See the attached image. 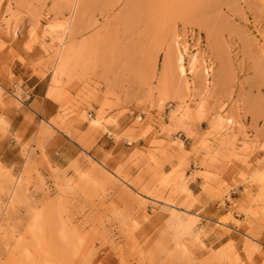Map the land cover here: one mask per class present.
<instances>
[{"label":"rangeland","instance_id":"rangeland-1","mask_svg":"<svg viewBox=\"0 0 264 264\" xmlns=\"http://www.w3.org/2000/svg\"><path fill=\"white\" fill-rule=\"evenodd\" d=\"M18 31L58 109L0 167V264H264L248 222L194 209L242 186L232 211L264 224V0H0V111L23 106ZM102 134L114 150L88 156ZM61 136L81 152L56 167Z\"/></svg>","mask_w":264,"mask_h":264},{"label":"crops","instance_id":"crops-1","mask_svg":"<svg viewBox=\"0 0 264 264\" xmlns=\"http://www.w3.org/2000/svg\"><path fill=\"white\" fill-rule=\"evenodd\" d=\"M1 38L4 39V37ZM10 45L11 49L25 61L24 64H20L16 60H12L11 64H9L12 77L19 80V83H17L16 80L12 81L11 86L17 87L21 91L23 106L18 110L7 108L4 111H0V117L5 123L3 133H1L0 128V167L12 174H16L25 161L26 150L24 144L29 139V136L34 133L40 115L46 119L54 117L58 106L53 100L45 97L47 82L39 75L42 70L30 63L32 58L34 59L36 57L37 49L33 46H27L28 43H26L21 31H18V35H15ZM3 56L7 61L11 60L7 54ZM0 82L5 86L9 85L8 82L4 80H0ZM74 128L77 130L78 126L75 125ZM82 131V129L79 130V132ZM55 143L57 147L48 146L44 148V154L47 160L56 167L65 166L67 162L74 159L78 153L81 152V148L76 143L63 136H61L60 139H56ZM87 145H90L87 155L92 157H102L111 150H114L115 147L112 139L104 134L92 136ZM34 154L37 156L38 151H35ZM209 169L211 171L213 170L211 167ZM201 183L202 180L196 178L193 182L188 184L187 190L192 196H196L199 193V186ZM249 191L255 193L256 187L251 186ZM229 199L231 203H227L224 198L223 206H219L218 202L210 201L203 197V195H199L198 202L194 205V209L196 212L202 211L206 216L205 218L202 217L203 221L207 222H213V218L224 217L228 212H231L232 218L235 221L241 224L248 222L250 224L249 230L260 236L258 240L264 243V224H258L252 219H246L242 215L236 214L231 209L232 203L236 204L238 207L245 208L247 199L243 194V187L238 186L235 191H231ZM226 227L231 231V234L221 235L222 241L226 242L229 238L236 244H240V237L244 235L245 229L248 227L244 226L239 229L232 224H228ZM259 228L262 230H258ZM217 233L220 232L217 231Z\"/></svg>","mask_w":264,"mask_h":264},{"label":"bare ground","instance_id":"bare-ground-1","mask_svg":"<svg viewBox=\"0 0 264 264\" xmlns=\"http://www.w3.org/2000/svg\"><path fill=\"white\" fill-rule=\"evenodd\" d=\"M177 56V57H176ZM175 59H174V63L176 64V68L177 70L179 71L180 74H183L184 73V68H183V65H182V59H181V54L178 53L177 55H175Z\"/></svg>","mask_w":264,"mask_h":264}]
</instances>
